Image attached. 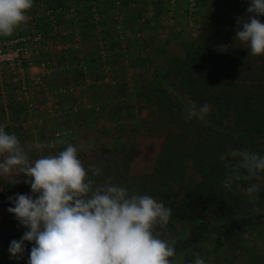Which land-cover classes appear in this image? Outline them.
<instances>
[{"label":"rangeland","instance_id":"374dc122","mask_svg":"<svg viewBox=\"0 0 264 264\" xmlns=\"http://www.w3.org/2000/svg\"><path fill=\"white\" fill-rule=\"evenodd\" d=\"M120 1L115 8V0H101V14L103 29L109 23L116 29L117 16L121 18L125 41L117 29L118 40L111 29L103 30L105 36L114 39L111 43L121 44V64H115L117 59L109 60L116 50L114 45L106 46L105 56L99 51L91 57V68L87 69L80 67L82 57L70 55L75 66L51 77L46 88L36 86L28 95L29 101H17L14 92H10L12 104L0 102V128L15 134L26 150L30 147L33 161L62 151L68 144L77 145L78 158L86 170L89 165L102 169L100 175L93 177L97 184L110 180L170 208L169 222L154 224L152 231L175 249V256L169 258L171 264H191L197 255L205 264H264V179L249 182L260 184L258 199L250 200L245 194L249 184L245 187L238 182L230 187L233 194L228 203L212 202L209 180L198 170L203 166L197 161L219 148L221 138L216 123L206 115L211 129L200 130L199 135L200 122L196 118L186 121L183 109L173 105L185 101V107L188 101L193 104L189 82L186 76L179 78V62L175 61L185 60L189 50L195 52L210 40H215V45L222 43L225 49L232 42L230 50L238 66L236 70L232 68L237 71L235 76L245 75L246 68L256 60L261 62V57L251 55L249 49L234 41L236 19L246 14L247 0ZM85 11L79 10L81 20ZM80 24L86 41L88 33L82 29L84 22ZM126 33L134 42L132 63L130 54L127 57L131 50ZM55 57L60 62L66 58L61 51ZM104 64L109 68L107 72L102 70ZM124 68H128V73L119 74ZM215 69L221 70L217 65ZM52 96L57 97L56 103H51ZM236 129L240 128L222 130L227 135L228 151L242 149L264 155V135L256 131L243 135ZM52 141L61 142L49 148ZM235 163L236 158H231V164ZM174 166L175 174L169 175ZM23 185L22 181L15 185L0 181V264H27L33 246L25 242L24 258H10L11 240L21 238L26 229L7 211L14 207L8 197L30 194L27 184L19 189ZM185 215L190 220H182ZM15 227L19 231L13 234ZM203 228H210L208 237L200 235ZM227 228L233 233L221 247H216V234Z\"/></svg>","mask_w":264,"mask_h":264},{"label":"clouds","instance_id":"9594fccd","mask_svg":"<svg viewBox=\"0 0 264 264\" xmlns=\"http://www.w3.org/2000/svg\"><path fill=\"white\" fill-rule=\"evenodd\" d=\"M246 14L236 19L234 41L253 56L264 53V0H247ZM33 0H0V35H11L28 17ZM185 120H203L210 107L193 104ZM61 141H52L49 148ZM81 149L83 145L79 146ZM15 134L0 128V181H21L30 194L16 193L7 211L26 230L9 245L10 258L21 260L31 242L27 264H171L175 249L153 234V225L169 222L172 210L151 196H141L110 180L97 184L102 173L96 165L87 170L78 158V146L34 161ZM236 158L223 181L264 179V155L249 150H230L221 159ZM243 170V171H242ZM91 174V175H90ZM17 176L22 179L17 180ZM259 183L246 189L250 200L258 199ZM191 264H205L199 255Z\"/></svg>","mask_w":264,"mask_h":264},{"label":"trees","instance_id":"16d2710c","mask_svg":"<svg viewBox=\"0 0 264 264\" xmlns=\"http://www.w3.org/2000/svg\"><path fill=\"white\" fill-rule=\"evenodd\" d=\"M230 48H233L232 42H229V47L225 49L222 43L215 45V40L214 43L213 40H210L209 43L198 46L195 52L189 50V56H186L185 60L175 58V61L179 62L177 66L180 69L176 73L180 75L181 80L186 76V81L190 85L188 93L193 104L198 108L204 104L209 105L210 111L207 115L216 123V130L219 138H221L218 149L215 148L209 156L204 155L197 161L198 163L202 162L203 169L199 168L198 170L209 180V188L213 196L211 201L215 203H228L231 199L230 195L233 194V190L231 191L230 188L225 187L223 183L231 171V158L233 157L221 159L229 152L225 139L227 135L223 134L222 130L237 127L240 129L236 130L243 135L252 134V131H256L255 133H258V135H264V53L255 56L261 57V62L256 60L255 64H251L246 68L245 75L235 76L234 73L237 71H232V68L235 67L234 70H236L238 66L234 62L233 52ZM216 65L221 70L215 69ZM185 102L173 105H176L178 109H183V111L193 105L188 101V107H185ZM183 113L185 115V111ZM196 120L200 122V126L197 128L199 135L200 130L211 129L208 127L211 122L206 118ZM247 129H250V131ZM190 146H193V142H190ZM180 152H182L183 158L184 152L182 149ZM175 172L176 167L174 166L169 170V175H174ZM251 181H233L231 186H236L239 182L245 184L246 187ZM25 186L26 184L19 189H24ZM182 217V220H190L189 216ZM214 217L218 218L216 214ZM12 231L14 234L19 230L15 227ZM232 233L233 229L231 228H227L223 232L219 231L215 236L216 247H221ZM201 234L202 237H208L211 234L210 228H203Z\"/></svg>","mask_w":264,"mask_h":264},{"label":"built area","instance_id":"2783aa9c","mask_svg":"<svg viewBox=\"0 0 264 264\" xmlns=\"http://www.w3.org/2000/svg\"><path fill=\"white\" fill-rule=\"evenodd\" d=\"M79 2L87 7L90 22L99 32L102 31L101 0H70L69 2L67 0H33L32 8L26 12L28 19L22 23L25 28L28 26L29 29H19L14 33L15 35L0 37V94H2L0 102L7 103L8 101V104L11 102L8 97L10 93L7 92V84L10 81H5L10 76L14 79L13 86L18 91V97L15 95L17 101H23L22 97L26 99V96L28 97L36 86L46 88L51 77L70 68L55 57L57 52L69 47L62 46L61 43V46L55 44L57 39L64 34L63 20L68 12L77 11ZM120 4V0H115L114 7L118 8ZM74 20H81L80 13H77ZM117 20L119 21L115 24L116 29L123 42L125 36L122 32L120 16H117ZM79 28H81L80 21L77 27L71 28V31L77 32L72 42L76 49L80 48L84 41ZM124 50L126 51V48ZM100 53L105 56L106 49L103 47ZM128 55L129 53L127 57ZM34 67L39 69L38 72H33ZM27 101L29 99H26Z\"/></svg>","mask_w":264,"mask_h":264},{"label":"crops","instance_id":"0c3cea01","mask_svg":"<svg viewBox=\"0 0 264 264\" xmlns=\"http://www.w3.org/2000/svg\"><path fill=\"white\" fill-rule=\"evenodd\" d=\"M68 2L70 1V0H67ZM81 7H84V9L86 10L85 11V16L83 17V19L82 20H74V17L77 15V13H80L79 12V10L81 9ZM86 6L85 5H82L80 2H79V4L77 5V11L76 12H68L67 13V15H66V18H65V20H63V24H62V26H63V31H64V34L60 37V38H58L57 39V41H56V46H61V44H62V46H64L65 45V47H69V48H66V49H64L63 51H61V52H63L64 53V55L66 56V58H65V60H62V62H63V64L64 65H66V66H69L70 68L69 69H67V70H65V71H63V72H66V71H69V70H71L72 69V67H74L75 66V64L73 63V61L71 60V58H70V55H72L73 54V56L75 55H77L78 57H82V63L80 64V67H83V69H87L88 67H90L91 68V66H90V63H91V57L93 58L94 56H96V54H99V51H101V49L104 47L105 49H107L106 48V46L108 47V45H114V46H116V50H114L113 52V54L111 53L110 55H109V60L110 59H113V61L115 60V59H117L116 61H114L115 62V64H117V65H119V64H121V56H120V53L122 52V50H121V44H119V46L118 45H116L115 44V42L114 43H111V41H114V39L116 40H118V34H117V30L113 27V25L112 24H108V25H105V27H104V29H106V30H108L109 31V29H111L112 31H113V35L112 36H114V39H112V36H105L104 35V32H103V30L102 31H98L97 30V28H95L94 27V25L90 22V20L88 19V15H89V12H88V9H87V7L85 8ZM74 16V17H73ZM80 17H81V15H80ZM78 21H81V22H84V27L82 28L83 29V31H84V33H85V31H86V33H88V36H87V38L88 39H86V41H85V39H84V41H83V44H82V46L80 47V48H78V49H76V48H74V46H73V40H74V38L76 37L75 36V34L77 35V32H74V31H71V28H75V27H77V23H78ZM104 21H106V20H104ZM93 26H92V25ZM109 25H110V28H108L109 27ZM82 26V25H81ZM29 29L28 28V26H27V28H25V25L24 24H21V25H19L16 29H14V31H13V33L12 34H14L15 32H17L19 29ZM86 29V30H85ZM79 32L81 33V28H79ZM129 33V32H128ZM15 35V34H14ZM2 36H4V35H0V37H2ZM84 38V37H83ZM108 40H110V41H108ZM126 41H127V44L129 45V47H130V50L132 49V46H133V44L132 43H134L133 42V40L131 39V36H130V34H127L126 33ZM109 43V44H107V43ZM61 43V44H60ZM85 52V53H84ZM108 53V52H107ZM62 54V53H61ZM129 54H130V56L128 57V58H131V61H130V63H132V61H133V58H134V53L132 52V50L129 52ZM59 55V54H58ZM122 55V54H121ZM108 59V58H107ZM130 63H128L127 61H126V64H130ZM125 64V63H124ZM35 69H34V71L33 72H38V68L37 67H34ZM103 69H105V71L107 72L108 70H109V68H107V66L104 64V67L102 68V70ZM128 68H124V69H121L120 71H119V74H126V73H128V72H126V70H127ZM111 71H112V69H111ZM60 74V73H59ZM59 74H56V75H54V77L55 76H57V75H59ZM5 81L6 82H9V84H7V86H8V91L7 92H14V94L18 97V91H17V89H12V90H10V88L13 86V84L15 83V81H14V79H12V76H10V78L9 79H5ZM12 81V82H11ZM112 82V81H111ZM15 90H16V92H15ZM9 95V94H8ZM1 94H0V99H1ZM41 96V95H40ZM16 98V97H15ZM41 98H43V97H41ZM26 99H29V97H27L26 96ZM26 99H24V96L22 97V102H24V103H26ZM50 99V101H51V103H56L55 102V100H57V97L56 96H52V97H50L49 98ZM59 100V99H58ZM1 101V100H0ZM10 104H12L11 102H10ZM4 105V104H3ZM9 105V104H8ZM6 107V106H5ZM57 107V106H56ZM23 125H25V128L24 129H26V127H27V122L25 123L24 122V124ZM34 125V124H33Z\"/></svg>","mask_w":264,"mask_h":264}]
</instances>
